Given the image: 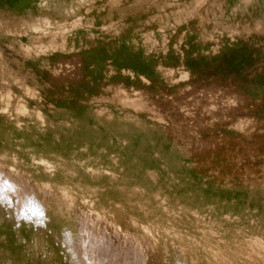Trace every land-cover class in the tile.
<instances>
[{"label": "rangeland", "instance_id": "374dc122", "mask_svg": "<svg viewBox=\"0 0 264 264\" xmlns=\"http://www.w3.org/2000/svg\"><path fill=\"white\" fill-rule=\"evenodd\" d=\"M236 42L264 0H0V264H264V84L181 64Z\"/></svg>", "mask_w": 264, "mask_h": 264}, {"label": "trees", "instance_id": "16d2710c", "mask_svg": "<svg viewBox=\"0 0 264 264\" xmlns=\"http://www.w3.org/2000/svg\"><path fill=\"white\" fill-rule=\"evenodd\" d=\"M252 52L246 44L236 42L229 47L222 48L216 56L211 58L200 56L192 58L188 52L184 51L181 64L193 80L230 79L241 84L262 85L264 84V64L257 66L258 58ZM141 65L143 69L146 66L144 63ZM143 73L144 71L141 70L140 74ZM249 75L252 76L248 80Z\"/></svg>", "mask_w": 264, "mask_h": 264}, {"label": "bare ground", "instance_id": "6f19581e", "mask_svg": "<svg viewBox=\"0 0 264 264\" xmlns=\"http://www.w3.org/2000/svg\"><path fill=\"white\" fill-rule=\"evenodd\" d=\"M60 189V188H59ZM70 190V189H69Z\"/></svg>", "mask_w": 264, "mask_h": 264}]
</instances>
